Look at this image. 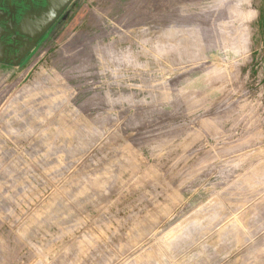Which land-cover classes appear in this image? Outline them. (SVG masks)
I'll return each instance as SVG.
<instances>
[{
    "label": "rangeland",
    "instance_id": "374dc122",
    "mask_svg": "<svg viewBox=\"0 0 264 264\" xmlns=\"http://www.w3.org/2000/svg\"><path fill=\"white\" fill-rule=\"evenodd\" d=\"M0 65V264H264V0H71Z\"/></svg>",
    "mask_w": 264,
    "mask_h": 264
},
{
    "label": "flooded vegetation",
    "instance_id": "af4514ba",
    "mask_svg": "<svg viewBox=\"0 0 264 264\" xmlns=\"http://www.w3.org/2000/svg\"><path fill=\"white\" fill-rule=\"evenodd\" d=\"M71 0H0V65L26 64Z\"/></svg>",
    "mask_w": 264,
    "mask_h": 264
}]
</instances>
